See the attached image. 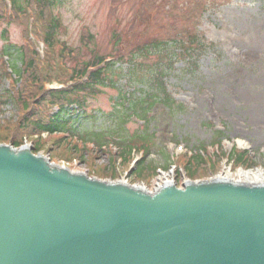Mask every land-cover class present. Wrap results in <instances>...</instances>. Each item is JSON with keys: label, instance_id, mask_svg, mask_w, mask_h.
Segmentation results:
<instances>
[{"label": "rangeland", "instance_id": "rangeland-1", "mask_svg": "<svg viewBox=\"0 0 264 264\" xmlns=\"http://www.w3.org/2000/svg\"><path fill=\"white\" fill-rule=\"evenodd\" d=\"M17 1L28 6L25 0ZM47 1L51 16L61 25L54 50L49 51L38 40L41 35L31 40L39 45V53L43 52L44 65L63 61L65 70L76 65L71 56L61 59L58 51L63 48L65 52L69 48L75 51L78 61L103 56L115 64L106 72L111 85L102 87L99 94L88 100L87 111L96 116L84 119L83 128L99 132L100 128L112 127L115 131L113 126L123 113L130 115L128 103L121 104L123 94L134 99L142 90L144 92L146 86L139 81L153 76L157 66L163 67L162 81L176 104L169 110L158 101L150 111L152 116L148 122L142 123L138 117L130 116L120 124L123 130L118 134H143L146 130L152 136L153 143L146 145L150 152L144 160L150 161L155 170L140 179L129 171L131 162L122 166L118 160L112 170L106 154L94 152L93 157L78 160L62 147H54L52 139L59 135L39 139L42 144L38 153L71 172L85 173L104 182L126 181L150 192L164 182L174 181L176 187L181 188L190 180H214L225 173L232 182L250 183L237 176L239 169L264 170V0ZM33 4L37 7V17L41 4L35 1ZM141 9L138 16L136 12ZM199 15L200 19H196ZM22 18L0 20V50L8 45L21 47L25 38H31L33 27H29L28 34V16ZM195 28L209 44L205 48L191 50L186 56L177 55L179 50L170 48L160 56L150 54L130 59L135 46L177 34L180 37L181 32L187 37ZM4 30L7 35L2 34ZM114 34L119 37L116 44L115 39H111ZM130 61L134 64L129 65ZM131 66L134 67L128 72ZM11 77L17 85L19 77ZM8 85L3 78L0 93L8 89ZM14 109L17 110L9 103L0 109V144L22 142L20 146H29L34 152L32 141L35 138L25 137L18 130L20 114ZM216 131L222 133L220 137ZM217 139L219 143H215ZM234 141L244 143L237 148L248 151L251 163L233 165L226 154L234 148ZM189 153L205 159V169L198 170L192 178L181 167ZM135 158L141 160V155Z\"/></svg>", "mask_w": 264, "mask_h": 264}, {"label": "water", "instance_id": "water-1", "mask_svg": "<svg viewBox=\"0 0 264 264\" xmlns=\"http://www.w3.org/2000/svg\"><path fill=\"white\" fill-rule=\"evenodd\" d=\"M0 264H264V183L148 192L0 144Z\"/></svg>", "mask_w": 264, "mask_h": 264}, {"label": "trees", "instance_id": "trees-1", "mask_svg": "<svg viewBox=\"0 0 264 264\" xmlns=\"http://www.w3.org/2000/svg\"><path fill=\"white\" fill-rule=\"evenodd\" d=\"M10 1L13 3V14L15 18H20L21 16L26 17L28 11L24 8L25 2L22 4L17 0ZM25 1L28 6L31 5L33 1H35L37 5H39V3L41 4L38 7V13H40V18L43 21L41 25L43 26L44 33L41 32L42 29L38 23H36V28L42 33L43 40L51 47L49 51L54 50L55 37L61 22L49 16L50 22L47 23L45 15L47 13L45 9V6L48 4L47 0ZM4 7L5 4L3 0H0V20L7 19L5 16L6 12L3 9ZM202 7L203 6H200L199 8ZM142 10L143 9H141V11L137 10L136 13L138 16L141 15ZM204 10L205 9H203V11ZM2 11H4V13ZM201 13L202 11L200 14ZM198 18H200V15L196 16V19ZM2 34L7 35L5 30ZM178 36L177 34L174 35V37H165L166 39H153L152 41L135 46V52H133L130 57L131 61L134 57H147L150 54L160 56L161 52H169L170 48H177V50H179L177 55L186 56L192 52L191 50L205 48V46L209 45L206 44L205 38L198 34L197 28L194 29V32L189 33L187 37L184 32L180 33V37ZM111 39H115V44L119 42V37L116 34H114ZM68 50L69 51L66 52L64 48L59 50V56H61V59L71 56L74 58L76 65L65 70V64H63L61 60V63L56 61L55 64L46 63L44 65L39 58V54H37L35 45L28 38H25V43L21 47H15L13 45H8V48L3 47L0 50V81H2L3 78L11 79V76L14 74L19 77L20 82L18 86H16L15 82L11 83L10 88L0 93V109L5 103L12 104L13 107L17 109H14L20 114L17 120V128L19 131L23 132L22 134H24L25 137L32 138L40 133H47L50 135L61 134L58 138L52 139L53 146L56 148L62 147L63 151L73 153L78 157V160H82V158L88 156L93 157L94 152L103 155L106 154L110 161V167H112L113 170L118 160H120L122 166H125L131 160L130 156L133 150H142L144 156H146L148 152H150V148L146 147V145L153 143L151 140L152 136L148 134L146 130L143 131V134L135 133L131 135L123 133L118 134L117 132L123 130L120 124L124 123L126 117L134 116L135 118L137 116L143 123L148 122L151 119L149 113L158 101L164 103L169 110L173 109L172 106H174L175 103L162 81L165 75L163 67L157 66L153 76L145 78L143 82L139 81L143 87L144 85L146 86V90H144V92L142 90L139 96H135L133 99L129 94H123V102L121 104L128 103L129 107H127V110L130 112V115L123 113L120 118L121 120L113 126L115 127V131H112L113 128L110 127L111 129L100 128L98 132L92 128H83L82 121L86 118H94L96 116L93 112L88 113V100L99 94L102 87L111 85L112 81L108 78L106 72L110 71L115 64L106 61L107 58L103 56H93L87 61H78L77 53L75 56V51L72 52L71 48ZM5 57H7L8 60H6ZM131 61L129 65H132V63L134 64V62ZM18 62L19 66H17ZM6 63L9 64L11 69L8 70V64L6 65ZM170 63L171 62L166 66L169 67ZM133 67L134 66H131L128 72L132 71ZM52 79L64 83L70 81V83L60 90L45 89L44 84ZM55 107L57 109H55ZM73 140H76V143ZM32 142L34 153H38L42 143L39 139ZM11 143L14 147L22 144V142L17 141H12ZM138 143H141V146H138ZM88 144L93 145L92 149L88 148ZM109 144L115 145L117 151L112 153V151L108 149ZM227 155L228 158L231 159L233 165L245 166L251 163L246 151L234 149ZM144 159L137 162L132 169L131 174L136 177V179H140V177L146 176L148 172L155 170V168L151 166L152 163ZM181 164V167L186 169V175L189 178H192L198 170L202 171L205 169V162L198 155H194L191 159H184Z\"/></svg>", "mask_w": 264, "mask_h": 264}, {"label": "bare ground", "instance_id": "bare-ground-1", "mask_svg": "<svg viewBox=\"0 0 264 264\" xmlns=\"http://www.w3.org/2000/svg\"><path fill=\"white\" fill-rule=\"evenodd\" d=\"M225 174L227 175V173H225ZM226 175L220 176V179H223V180L227 179ZM237 176H239L240 179L244 180L245 182H250L253 184H256L257 182L264 183V170H261L259 168L250 169V170H246V171L239 169L237 171ZM170 182L173 183L174 181H170ZM170 182H164V183L170 184ZM138 187L142 188L141 186H138ZM142 189L145 190L144 188H142Z\"/></svg>", "mask_w": 264, "mask_h": 264}]
</instances>
